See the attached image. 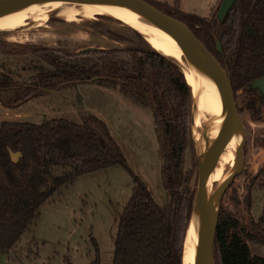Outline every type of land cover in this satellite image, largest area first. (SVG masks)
Segmentation results:
<instances>
[{
	"label": "trees",
	"instance_id": "1",
	"mask_svg": "<svg viewBox=\"0 0 264 264\" xmlns=\"http://www.w3.org/2000/svg\"><path fill=\"white\" fill-rule=\"evenodd\" d=\"M145 1L163 12L168 9L180 14V18L169 15L187 24L222 64L240 114L246 110L252 120L262 121L264 99L246 93L244 88L264 76V0H239L224 23L217 18L221 4L211 17H200L182 12L180 1L173 8L167 3ZM217 40L222 53L217 49ZM144 42L145 47H98L87 53L0 43V52L25 61L31 55L32 63L35 60L41 64L24 81L16 79L11 70L0 68V103L5 108L17 109L44 93L92 83L149 109L162 160V181L169 195L164 206L155 201L147 183L128 166L107 123L95 114L81 112L80 122L68 118H48L40 124L2 121L0 253L15 246L44 203L56 194L62 196L81 176L121 166L131 173L134 191L120 217L113 264H183V239L196 190L191 172H185L187 150L193 144V91L181 66ZM241 98L247 100L245 108L240 106ZM7 144L24 154L21 165L10 161L2 150ZM254 181L264 192V167ZM227 197L232 209L225 208ZM262 206L261 215L255 218L252 186L244 191L238 187L227 191L215 233L216 264H225L230 253L248 251L249 242L264 245V199ZM92 264H100L99 257Z\"/></svg>",
	"mask_w": 264,
	"mask_h": 264
},
{
	"label": "rangeland",
	"instance_id": "2",
	"mask_svg": "<svg viewBox=\"0 0 264 264\" xmlns=\"http://www.w3.org/2000/svg\"><path fill=\"white\" fill-rule=\"evenodd\" d=\"M152 1L167 3L172 8L180 1L182 12L211 17L222 0ZM165 12L180 18L176 11L167 9ZM142 38L146 40L129 25L106 16L79 18L75 22L49 16L21 31L0 30V43L59 47L71 52L87 47H145ZM28 58L31 59V55ZM30 59L25 61L0 52V68L5 72L11 70L18 80H29L36 72L35 67L41 66ZM245 101L242 98L239 100L241 107L245 108ZM84 111L97 115L107 123L130 169L147 183L155 201L166 205L169 195L162 181V160L158 153L153 114L147 108L134 105L115 90L81 83L44 93L18 110L0 104V123L7 120L40 124L48 118H68L80 122V114ZM241 117L247 133L245 165L231 187L244 191L252 186V214L258 218L262 213L264 192L258 189L254 179L264 167V119L254 121L246 110ZM197 160L194 145L190 144L185 172H191V184L196 187L199 180ZM133 191V177L121 166L81 176L62 196L56 194L41 206L37 219L15 246L0 253V264H92L98 257L100 264H113L120 217ZM225 208L232 209L229 197L226 198ZM248 249L228 254L225 264L264 262V245L249 242Z\"/></svg>",
	"mask_w": 264,
	"mask_h": 264
},
{
	"label": "water",
	"instance_id": "3",
	"mask_svg": "<svg viewBox=\"0 0 264 264\" xmlns=\"http://www.w3.org/2000/svg\"><path fill=\"white\" fill-rule=\"evenodd\" d=\"M238 1H222L217 14L220 23L225 22L229 12ZM53 3L90 5L109 12H133L148 18L155 26L165 31L185 53L193 72L199 80L197 90L191 87L193 91L191 133L198 158L199 180L183 239V264H185L187 254L192 264H216L214 242L221 204L227 191L244 170L245 147L247 144L246 128L227 71L187 24L145 0H0V17L29 6L38 7ZM95 49H98V47H87L81 49L79 53H87ZM217 49L220 53L223 52L222 45L218 40ZM173 60L181 66L177 60ZM205 83H208L213 89L219 107L231 124L236 139L228 158L221 156L222 158L219 157L211 162L208 165L207 174L203 175L200 160L205 158V152L198 144L200 124L196 128L193 126L198 118L199 95ZM244 91L248 94H257L264 99V76L247 84ZM2 150L8 154L9 160L14 164L21 165L23 163L24 154L16 150L13 145L7 144ZM231 159H233L231 167L220 178L217 172ZM218 182V186L214 189ZM214 219H216L215 232L209 238L210 224Z\"/></svg>",
	"mask_w": 264,
	"mask_h": 264
},
{
	"label": "bare ground",
	"instance_id": "4",
	"mask_svg": "<svg viewBox=\"0 0 264 264\" xmlns=\"http://www.w3.org/2000/svg\"><path fill=\"white\" fill-rule=\"evenodd\" d=\"M49 16H56L68 22H75L79 18L94 19L99 16L120 20L142 34L155 50L170 58H174L182 64L184 76H186L185 78L189 85L194 90H197L199 87V80L180 46L165 31L155 26L148 18L139 16L133 12H109L94 6L79 5L76 3H53L38 7L29 6L17 12L0 17V30L21 31L29 25L46 19ZM198 107L199 114L193 127L196 128L200 124L198 144L205 152V158L200 160V164L203 175H206L208 172V165L211 162L217 160L221 156L223 158H228L236 137L231 124L219 107L213 89L208 83L203 85L199 95ZM232 162L233 159L229 160L219 169L217 174H219L220 178L228 172ZM219 182L215 185L214 189L218 186ZM215 226L216 219L210 224L209 238L214 234ZM185 264H192L188 254Z\"/></svg>",
	"mask_w": 264,
	"mask_h": 264
},
{
	"label": "crops",
	"instance_id": "5",
	"mask_svg": "<svg viewBox=\"0 0 264 264\" xmlns=\"http://www.w3.org/2000/svg\"><path fill=\"white\" fill-rule=\"evenodd\" d=\"M1 104V103H0ZM15 110H18V108L17 109H15Z\"/></svg>",
	"mask_w": 264,
	"mask_h": 264
}]
</instances>
